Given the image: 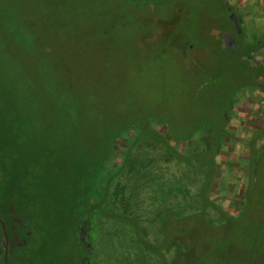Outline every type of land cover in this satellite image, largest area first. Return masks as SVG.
<instances>
[{"label":"rangeland","instance_id":"374dc122","mask_svg":"<svg viewBox=\"0 0 264 264\" xmlns=\"http://www.w3.org/2000/svg\"><path fill=\"white\" fill-rule=\"evenodd\" d=\"M44 1L0 0V102L20 128L0 132V199H13L38 224L40 264L81 257L90 264H264V0H47L48 10L34 13ZM226 7L239 17L240 40L231 38L237 26ZM43 14L49 19L39 22ZM12 32L20 42L7 38ZM75 110L81 120L70 117ZM122 133L116 162L139 169L138 183L122 178L136 196L127 202V191L119 201L118 177L101 175L108 181L102 197L78 206L80 189L58 186L56 176L76 162L101 164L100 172L110 140ZM256 135L263 152L252 179ZM213 144L222 147L210 201L236 214L230 200L243 187L234 184L250 182L242 216H229L237 220L225 230L205 221L226 217L203 206L207 173L199 159L167 154L170 146L193 155ZM61 195L75 198L71 213ZM193 216L164 246V227Z\"/></svg>","mask_w":264,"mask_h":264},{"label":"trees","instance_id":"16d2710c","mask_svg":"<svg viewBox=\"0 0 264 264\" xmlns=\"http://www.w3.org/2000/svg\"><path fill=\"white\" fill-rule=\"evenodd\" d=\"M48 4H50V5H48ZM66 4L64 6H66ZM50 6H51V3L46 0V1H44L43 4H41V6H38V8H37L38 10H35V9H33V10H34V13L39 15L43 11L48 10L47 7H50ZM69 6H71V5L69 4ZM225 9L227 10V13L229 15V20H230L231 19V16H230L231 13H230V11H228L229 8L226 7ZM15 10H16V12H15L16 16H21L22 17L21 11L17 10V9H15ZM48 19H49V17L46 16L45 14H43L42 20H39V22H42V21L46 22ZM30 23H32V22L29 21V24ZM26 29L28 31H30L28 27ZM236 30L237 29L235 28V31ZM233 36L235 37V35H233ZM7 38H9V40L12 39L13 42H20L19 38H15V35H14L13 32L9 33V36H7ZM237 38L240 40L239 35H237ZM9 40H8V43H9ZM8 43H7V46H9ZM36 43H39L41 45L39 47V49H42V50H39L38 48L37 49L34 48L33 49L34 51L35 50H37V51L38 50L39 51H45L46 50L45 49V44L43 43V41H41L40 38H38L36 40L35 45H37ZM260 45L257 44L258 50L260 49ZM45 52H47V51H45ZM61 70H63V69H61ZM62 75H64L63 72H62ZM259 80H263L261 75L259 77ZM6 106H4L2 102H0V132L8 134L9 131H12V128H14V125L16 123V119L13 118L12 121L7 119L6 115H9V113L6 112ZM81 115H82L81 113H78L75 110L74 114L72 116L70 115V117L73 118V119L79 118L81 120ZM80 120H74V121L79 123ZM10 121L12 122V124H11ZM14 130L17 131V130H20V128H14ZM74 131H75L74 133L78 134V133L83 131V128L82 127H77L76 128V126H75L74 127ZM201 131H200V133H201ZM128 133H130V131H128ZM222 133H223V129H222ZM123 134L124 133L119 134L115 138L110 140L109 146H108V150H107L110 153L107 155V158L105 159L107 164L106 165H102V167H100L101 168L100 172H99V169H98V165H101V164L91 163L89 166H87L85 164V166L83 167L81 165V163L78 166V164L76 162L75 166L72 167L70 165L71 167H69V169L65 173L61 172V173H59L58 176H56V179L54 181L56 182L55 184H58V186H61V187L64 186L63 182L67 181V183L65 184L66 186L74 184V185H76V191L78 189H80L79 193L80 194L82 193V194L79 197H83V198H82V200L76 201V202H78V206L80 204L79 202H82L84 204V206L88 209L89 206H92L93 203H95L96 199L99 200L102 197V195L104 193V189H105V187H107L108 181L107 182L106 181L101 182V179H100V177H102L101 175L109 176L110 174H112L111 177L113 179L116 176L118 177V179H117L118 181H117L116 186L114 188L115 194H116L115 197L117 199H119V197L121 199V196H123V200L126 199L127 195L125 196V194L127 193V191H129V194L131 193L130 197L126 200L127 202L133 196L134 197L136 196L135 191L130 186H127L125 184L122 185V183H123L122 178H123V176L125 177L126 175H129L130 179L133 177V179L136 180V182L138 183L140 181V178L137 175H135L134 172L139 171V169L136 170V168H134L133 166H129L128 170H126L127 165L129 163H127L124 160H123L122 163L116 162V160L119 158V151H118V148H117V143L120 141V139H121ZM222 135H224V134H222ZM63 137H64L63 139H65L67 136H63ZM257 137H259V135H256L254 137L253 141L249 143L250 147H251V151H250L251 154H250V158H249V162H250L249 166H251L250 172H251L252 179H254L253 178L254 177L253 176L254 173H255V176H257V173H256V171L254 172V170L258 167L257 165H258L259 161L262 158V152H263V150H261V148H256ZM13 138L16 139L17 141L19 139L21 141V139H22V137L21 138L13 137ZM188 140L190 141L192 139L190 138ZM221 140L222 139H217V140L213 139L212 141H213V143H220L221 144L222 143ZM202 141H203V139L199 138L198 144L196 143V147L199 146V145H202ZM61 142H63V141H61ZM133 142L130 144L129 148L125 151V159L126 160H131V158H132V156L130 155V153H131L130 150L133 149ZM147 142L149 143L150 141L147 140ZM156 143L161 144V145L165 144L164 146H167L165 141H156ZM67 146H64V147H67ZM213 146H214V144L211 147L207 146V149H208L207 152H203V151L202 152H197L196 154H193V155H186V154L183 155V154L179 153L174 146H170L169 148L167 147V154H168V156L170 158H176L177 157L178 159L184 160L188 164H190V162H193L194 160H198L199 159L200 165H202L203 168H205L206 173H207V180H206V182L204 183V185H203V187L201 189V191L203 192V194H202L203 206H204V208L206 206L214 208V209L218 210L221 213V216L226 217V220H224V224H221V223L218 222V224L215 225L210 220H206L205 219V221H207L208 225L212 224V225L216 226L217 228H219L221 230H225V228H227L229 225L233 224L234 221L237 220V218L236 219H231L228 215H226V213L223 210L219 209V207L216 206V204L211 202L210 199H209V195H208L207 191H209L211 185L213 184L215 173H216L215 172L216 171V163H215V158L214 157H217V155L221 151V147H222V146H219L218 148L220 150H218V149H216ZM61 151H64V150L61 149ZM211 151H214V153H212V155L210 154ZM18 157H19V155L16 156V158H18ZM170 158H169V160H170ZM98 163H102V162H98ZM12 173H13V171L10 174L12 175ZM14 173H15V171H14ZM19 174H20V172H19ZM95 176H96V178H95ZM149 176H147V178H145V179H141L143 181V184L147 185L149 183V181H151V179H149ZM4 180H5V178H4ZM15 180L18 181V179H16V178H15ZM154 181L156 182V180H153V182ZM251 185H252V183H251ZM107 190L109 192L111 190V187H108ZM96 191H99V192H96ZM71 192H74V190L72 188H71ZM88 192H90V193L88 194ZM58 199H59L60 203L64 204L65 209L69 213H71L72 210L74 209V207L77 206V203L75 202V198L73 200L71 199L72 201L70 202L65 195H61L60 198H58ZM120 199H119V201H120ZM247 202H248V200H247ZM72 203H74L73 207H72ZM242 213L243 212L241 211L240 216H242ZM194 217H197V216H193L190 220H186L184 222L168 223L163 229V236H164V243L163 244H164V246L169 245L176 238V236L184 233L188 223L190 224L191 222H193ZM204 217L205 216L203 214V215H201L198 218V220L202 221V218L204 219ZM124 219L127 220V221L130 220L127 217H124ZM124 222H126V221H124ZM168 229H170V230H168ZM166 231H169L170 233L166 234ZM138 238H139L141 244L147 250H150L149 243L144 241V239H142V237H140V236H138ZM150 251H152V252L154 251L152 249V246H151V250ZM78 260H79V264H83L82 263V257L79 258ZM65 264H66V262H65ZM71 264H73V263H71ZM179 264H182V263H179Z\"/></svg>","mask_w":264,"mask_h":264},{"label":"flooded vegetation","instance_id":"af4514ba","mask_svg":"<svg viewBox=\"0 0 264 264\" xmlns=\"http://www.w3.org/2000/svg\"><path fill=\"white\" fill-rule=\"evenodd\" d=\"M229 11L232 12L230 20L237 26L235 37L238 34L240 36L239 17L231 8ZM258 44L260 45L261 42L259 41ZM30 216L25 209L17 207L13 199L7 197L0 199V264H40L43 262L42 254L34 250V248H39L41 252V245H37L39 243L37 232L40 228L38 230V224L32 222ZM83 261V264H90L87 260Z\"/></svg>","mask_w":264,"mask_h":264},{"label":"crops","instance_id":"0c3cea01","mask_svg":"<svg viewBox=\"0 0 264 264\" xmlns=\"http://www.w3.org/2000/svg\"><path fill=\"white\" fill-rule=\"evenodd\" d=\"M248 165H249V163H248ZM245 167H247V166H245ZM247 169H248V167H247ZM250 170V169H249ZM250 172V171H249ZM249 181H245L244 183H243V185H242V183H239V184H237V183H235L234 184V186L235 187H243V192H242V194H244V198H242V194H238L240 197L237 199V197L236 196H234V199H232L231 198V200H230V204H229V209H231V206L233 207V209L235 208V211H236V214H234V213H228V216H240V214H241V209H240V206H242L243 204L244 205H246L247 204V200H248V196H247V191H248V189H249ZM237 218V217H236ZM236 218H234V219H236ZM231 219H233V218H231Z\"/></svg>","mask_w":264,"mask_h":264}]
</instances>
